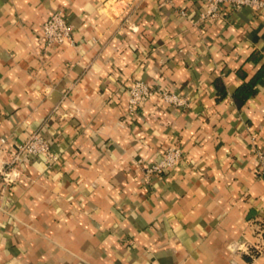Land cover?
I'll return each mask as SVG.
<instances>
[{
  "label": "clouds",
  "instance_id": "9594fccd",
  "mask_svg": "<svg viewBox=\"0 0 264 264\" xmlns=\"http://www.w3.org/2000/svg\"><path fill=\"white\" fill-rule=\"evenodd\" d=\"M149 2L155 6L154 0ZM172 2L175 3V0ZM141 3L142 0H50L51 8L59 10L61 15L63 9L76 11L81 25L77 38L85 37L87 48L91 49L86 51L81 41V48L77 50L81 59L77 62L88 73L93 88H108L110 82L111 89L104 97L96 92L87 96L78 87L69 85L73 89V97L58 106L51 101L43 103L44 98L51 96V87L34 85L22 96L25 113L30 101L44 111L51 110L50 118L57 121L53 135L63 129L62 135L71 138L79 135L80 140L74 143L70 139L68 145L61 146L59 154L49 153L46 148L38 151L39 143L22 148L20 155L15 152L9 155L6 150L0 149V264H112L116 258L120 237L106 236V230L116 226L115 222H108L107 216L96 226V229H100L98 233L93 235L96 230L89 227L87 234L81 236L70 232L71 225L63 222L62 204L54 206L55 215L62 221L61 227L49 229L41 218V210L44 204L51 206L53 202L46 200L45 196L29 199L38 187L58 182L61 169L77 171L78 174L77 166L87 169L75 191L82 193L86 189L92 197L102 196L108 207L113 202L123 203L125 195L133 198L134 210L129 215L137 219L141 204L138 193L147 190L144 185L152 184L159 197L161 181L152 174L154 170L150 166L155 163V171H160V156L150 151L147 130L154 129V135L163 139V129L155 123L158 114L148 101L146 92L142 103L147 109L144 116L148 122L132 114L136 101H132L128 93L122 97L125 101L123 111L127 117L123 123L118 116L112 118L111 113L103 111L116 90L123 93V89L116 84L117 77H122L133 92L145 91V84L139 81L145 75V37L152 34L154 25L139 17L138 6ZM222 3L224 7H217L215 15L209 17L205 13L202 19L207 20L210 27L204 33H197L200 39L192 56L196 63L193 64L194 73L189 80L194 86L191 103L185 99L177 100L175 96L171 99L191 108H195L197 102H202L206 110L205 118L211 114L214 122L225 128L233 120L246 126L247 118L253 115L249 107L256 108L254 99L264 101V0H222ZM12 23L15 25L16 21ZM191 26L195 28V25ZM5 31L0 25V47L13 48L17 50V55L9 67L0 64V74L3 75L0 89L4 90L0 91V96L32 79L26 73L21 75L19 61L26 56H39L35 41L29 42L23 36L17 38L11 32L5 36ZM64 35L58 39L67 43ZM205 35H212L215 44L209 46L203 39ZM200 46H203V51H200ZM136 49L139 50V57L132 54ZM109 57H113V61H109ZM146 74L153 78V83H161L151 66ZM168 77L174 79L175 83L169 85L167 81L162 82L165 92L179 88L181 81L188 79L184 72L180 75L168 73ZM16 95L13 92L10 102ZM136 100L139 101L140 97L137 96ZM11 106L17 107L15 103ZM259 118H264V106L258 109ZM133 120H140L143 130L133 126ZM69 122L72 128H68ZM39 123V113L29 115L21 125L25 132L20 139L26 144L33 139L39 142L40 137L33 136V128ZM260 127L264 128V125ZM4 131L5 126L0 125V134ZM211 139V136L205 139L201 135L205 145ZM93 143L101 151H94L91 147ZM69 146L80 148L82 154L78 152L76 156H68L66 149ZM112 148L115 151H109ZM227 152L228 149H225V154ZM206 153L205 148L197 157L188 156L165 170H175L179 177L180 168L183 167L188 171V180L204 181L206 174L201 172V165L217 166L211 154ZM137 156L143 159L137 162ZM35 157L39 159L32 163ZM227 163V160L223 161L225 167L215 173V184H204L208 196L198 194L196 202L184 215L167 217L166 239L146 242L149 257L158 250H171V264H177L178 259L182 264H205L207 258L203 253L210 248L213 256L211 264H264V187L245 186L241 182L244 174L228 172ZM189 164L194 167L188 169ZM49 169L54 171L46 179L45 174ZM145 169L148 174H145ZM124 173L132 175H129V183L123 186L121 192V185L117 182L125 180ZM97 186L99 191L93 192ZM250 193L260 215L251 223H245V209L249 207L245 201ZM237 194L239 198L233 199ZM92 197L81 196L77 203L83 207ZM64 199L71 200V196ZM84 214H88L87 210H84ZM73 235L76 236L75 242L71 238ZM101 240H104L103 244ZM89 241L93 242L90 244ZM105 255L109 259L105 260Z\"/></svg>",
  "mask_w": 264,
  "mask_h": 264
},
{
  "label": "crops",
  "instance_id": "0c3cea01",
  "mask_svg": "<svg viewBox=\"0 0 264 264\" xmlns=\"http://www.w3.org/2000/svg\"><path fill=\"white\" fill-rule=\"evenodd\" d=\"M154 3L155 6H152L149 0H142L138 6L139 17L147 21L148 24L154 25L152 34L145 37L147 49L146 62L143 65L145 75L141 77V80L153 88H164L162 82L167 81L169 85L175 83L174 79L168 77V73L180 75L184 72L188 79L182 80L179 88L172 92L182 96L190 104L194 96V86L189 83V80L192 79L193 64L196 63L192 59L193 49L197 47V42L200 39L197 33H204L210 27L209 23H198L201 13L205 11L204 2L202 0H175L173 3L172 0H154ZM57 11L59 10L51 8L50 0H0V25L6 30L3 35L7 36L8 32H11L17 38L23 36L29 42L35 41L36 49L39 51L38 57L26 56L19 61L22 68L21 75L26 73L32 79H27L25 83L7 90L4 96H0V108H2L0 125L5 126L4 133L0 134V141L4 139L5 142L0 144V149L6 150L9 155L14 152L17 144L23 142L20 136L24 134L25 129L21 125L29 115L37 113L40 116V123L33 128V133H42L56 154H59L61 146L68 145L70 139H73L74 143L80 140L79 135L74 138L66 134L62 135L63 129L55 135L52 134L57 121L50 118V109L44 111L40 106H33L30 101L27 112H23L22 96L26 94V90H31L34 85H39L41 88L51 87L52 94L44 98L43 103L51 101L58 106L73 97V89L69 85L78 87L87 96L96 92L100 97H104L111 89L110 82L108 88L102 86L93 88L88 73L77 62L81 59L80 53L77 51L81 48V41L84 42L86 51H91V49L87 48L85 37L77 38L81 25L76 11L63 9V14L74 26L73 43L61 46L46 44L42 31L43 24L51 16L48 13L53 14ZM193 11H195L194 16ZM183 12H186L187 15H183ZM25 16L28 17L27 20L24 19ZM13 20L16 21L15 25L12 23ZM191 25H195V28ZM137 39L139 40L140 37L138 36ZM203 39L209 46L215 44L212 35H205ZM203 50V46H200V51ZM172 53L175 55L173 56ZM132 54L139 57V50H134ZM16 55L17 50L0 47V64L9 67L15 62ZM108 60L113 61V57H109ZM104 62L101 61V63ZM149 66L152 67L161 83H153V78L147 76ZM0 78H3L2 74H0ZM116 84L123 89V93L116 90V94L108 102L107 109L103 111L111 113L112 118L118 116L119 121L123 123L127 117L123 111L125 101L122 97L124 93L129 92L130 87L124 83L122 77H117ZM0 91L4 90L0 89ZM13 92H16L17 95L10 102L9 98L13 97ZM258 95L259 93H257V97ZM148 101L158 114L155 123L162 126L163 129V139L154 135V129L147 130V135L150 138L148 142L150 151L153 154H159L161 160L167 149L178 146L183 151L184 155L181 160L183 161L188 156L197 157L201 150L206 148L207 153L211 154L212 160L216 162L217 166L212 167L210 164L208 167H204L201 165V172L206 174L204 181L188 180V171L183 167L180 168L179 177L175 170H165L156 175L161 181L159 197H157V190L152 184L144 185L147 190L138 193V198L141 200L138 209L139 219L129 215L134 210V200L128 195H125L123 203L113 202L108 207L102 196L92 197V194L86 189L82 193L76 192L75 189L78 187L79 181L87 172L83 166H77L79 174L77 171L69 172L61 169L62 175L58 182L38 187L34 196L29 198L33 200L35 196H45L46 200L53 202L51 206L44 204L41 210V218L47 223L49 229L62 225V221L54 212V206L61 204L63 205V222L71 225L70 232L74 231L81 236L87 234L89 227L96 230L93 235L98 233L100 229H96V226L102 223L104 216L108 217L109 223L115 222L116 226L106 230V236L120 237L117 241L119 245L117 256L112 260V264H157V257H159L158 264H171V250H158L149 257L146 242L166 239L167 217L184 215L186 210L196 202L198 194L209 195L204 184L216 183L215 173L225 167L223 161L227 160L228 162L226 165L228 172L244 174V179L241 182L245 186L264 187V179L260 175V164L256 155L257 150L264 149V128L260 127V125H264V118L258 119V109L264 106V101L258 98L254 99L256 108L249 107L253 115L247 118L246 126L237 124L233 120L227 128L214 122V117L211 114L205 118L206 110L202 102H197L195 108L181 109L168 105L158 93H155ZM12 103H15L17 107L13 108ZM146 110V106L143 104L133 115H138L148 122V118L144 116ZM7 125H11V127L8 128ZM133 126L143 130L140 120H133ZM72 127L73 125L69 122L68 128ZM201 135H204L205 139L211 136L212 139L205 145L201 141ZM238 137H245V139H237ZM91 147L96 152L101 151L95 143ZM225 149H228L226 154ZM66 151L68 156H76L78 152H81V149L69 146ZM109 151H115V149L112 148ZM38 159L35 157L32 163ZM136 159L137 162H140L143 157L137 156ZM193 167L191 164L188 165V169ZM53 171V169H49V172L45 174L46 179ZM28 175L31 176V173ZM124 175L125 180L117 182L121 185V192L124 190L123 186L129 183L128 177L132 173H124ZM97 191H99L98 186L93 189V192ZM68 196H71V200L64 199ZM81 196L92 198H89L88 203L81 207L77 203ZM22 197L23 193H21ZM237 198H239V194L233 197V199ZM253 199L250 193L248 200L245 201L249 205L245 209V223H251L260 215ZM17 204L19 205V200ZM84 210H87V215L84 214ZM184 223L186 224V221ZM71 238L75 242L76 236L73 235ZM92 242L89 241L90 244ZM101 243L103 244L104 240H101ZM203 256L207 258L205 264H211L213 256L210 248L203 253ZM104 259L107 260L109 257L105 255ZM177 264H182V261L178 259Z\"/></svg>",
  "mask_w": 264,
  "mask_h": 264
},
{
  "label": "built area",
  "instance_id": "2783aa9c",
  "mask_svg": "<svg viewBox=\"0 0 264 264\" xmlns=\"http://www.w3.org/2000/svg\"><path fill=\"white\" fill-rule=\"evenodd\" d=\"M204 2V6L208 5L207 8H205V11L201 13L200 19L198 20V23L200 24H208L207 20L202 19L204 17L205 13L209 17L215 15L216 8L217 7H224L222 0H202ZM213 4L216 6L214 7ZM183 15H187L186 12L182 13ZM43 37L48 46H54V45H65L67 43H73V32H74V26L73 24L68 20V18L63 14L61 15L60 11H57L53 13L50 18L43 24ZM66 33V35H64ZM64 35L65 40L67 43H62L58 37ZM139 83L145 84V91L137 90L133 92L131 88H129L128 94H130V99L132 101H136L135 107H134V113L139 110V108L142 107L143 103L142 101L145 99V92L147 95V99L149 100L155 93L160 94V96L163 98V100L171 106L177 107V108H186V105H180L177 102H174L171 97L175 96L177 100L184 99L182 96L170 91L165 92L164 88H153L143 80H140ZM137 96L140 97V100L137 101ZM133 114V113H132ZM33 136H39L40 141L37 142L35 139H33L30 143H27L25 141L17 144L15 146L14 152L17 155L21 154V149L27 147H30L32 144L39 143L38 151H42L46 148V150L49 153L56 154L51 147L50 142L47 140V138L39 132L33 133ZM3 143L5 142L4 139H2ZM178 153V154H177ZM183 151L178 146H173L167 149L163 155L162 159L158 163V167L160 171H155L157 164H153L150 167L154 170L152 172L153 175H159L165 171V169H171V166L176 163L177 161H181L183 158ZM257 158L259 160L260 168L259 172L261 177L264 179V149H259L256 151ZM39 158V157H37ZM145 174H148L147 169H145Z\"/></svg>",
  "mask_w": 264,
  "mask_h": 264
}]
</instances>
